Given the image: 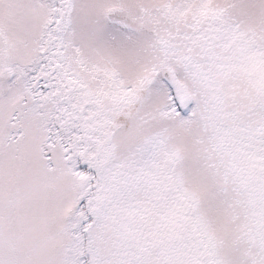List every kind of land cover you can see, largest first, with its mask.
Segmentation results:
<instances>
[{"label":"snow or ice","instance_id":"snow-or-ice-1","mask_svg":"<svg viewBox=\"0 0 264 264\" xmlns=\"http://www.w3.org/2000/svg\"><path fill=\"white\" fill-rule=\"evenodd\" d=\"M0 264H264V0H0Z\"/></svg>","mask_w":264,"mask_h":264}]
</instances>
